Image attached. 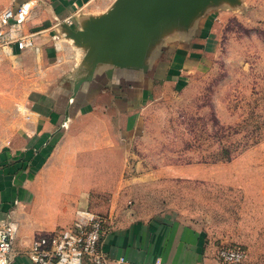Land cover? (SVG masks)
Segmentation results:
<instances>
[{"label":"rangeland","instance_id":"1","mask_svg":"<svg viewBox=\"0 0 264 264\" xmlns=\"http://www.w3.org/2000/svg\"><path fill=\"white\" fill-rule=\"evenodd\" d=\"M10 2L0 0V11ZM197 4L199 18L211 23L196 56L184 59L190 65L184 79L170 76L129 136L80 138L122 150L101 170V184L91 186L88 208L105 218L120 205L144 217L172 216L202 232L220 264L223 249L244 251L242 264H264V0ZM46 83L35 59L0 54V169L21 170L13 149L29 125L31 92ZM94 123L84 116L74 127ZM37 191L36 199L48 192L44 184ZM50 203L33 202L25 221L39 214L52 228L62 215Z\"/></svg>","mask_w":264,"mask_h":264},{"label":"crops","instance_id":"2","mask_svg":"<svg viewBox=\"0 0 264 264\" xmlns=\"http://www.w3.org/2000/svg\"><path fill=\"white\" fill-rule=\"evenodd\" d=\"M119 1L11 0L6 7L31 4L32 16L24 32L32 36L33 46L15 49L14 55L35 59L47 79L31 92L29 125L13 149L12 154L19 155L15 169L21 170L0 169V220L10 216L19 227L12 264H31L26 251L36 232L68 226L77 211L89 210L87 193L93 191L91 186L101 184V170L122 151L117 144L100 140L83 144L80 138L112 139L135 132L143 109L170 76L183 80L189 73L184 59L196 56L210 28L211 19L199 18L198 4L148 13L134 21L139 43L121 68L111 33ZM84 116L93 118V127H74L76 119ZM99 121L109 123L119 134L106 124L102 128ZM9 156L4 154V160ZM25 169L34 177L30 182H26ZM42 184L48 192L36 199ZM40 200L52 202L46 207L61 208L62 216L52 228L39 214L36 222L25 221L26 209ZM108 214L102 250L109 259L126 257L138 264L158 259L164 264H220L215 246L205 235L172 216L144 217L122 205L112 206Z\"/></svg>","mask_w":264,"mask_h":264},{"label":"built area","instance_id":"3","mask_svg":"<svg viewBox=\"0 0 264 264\" xmlns=\"http://www.w3.org/2000/svg\"><path fill=\"white\" fill-rule=\"evenodd\" d=\"M33 8L30 3L0 11V54H14L33 46L32 36L24 32ZM107 221L87 209L77 211L76 219L68 226L36 235L26 251L31 264H138L126 257L109 259L102 250ZM19 227L7 217L0 220V264H12L17 256L15 245ZM222 264H242L246 253L240 249L219 252ZM151 264H164L161 259Z\"/></svg>","mask_w":264,"mask_h":264},{"label":"water","instance_id":"4","mask_svg":"<svg viewBox=\"0 0 264 264\" xmlns=\"http://www.w3.org/2000/svg\"><path fill=\"white\" fill-rule=\"evenodd\" d=\"M199 1L202 0H120L111 30L114 50L117 52V65L124 68L128 64L132 47L139 43V32L134 28L135 20L142 19L151 12H163L169 7L190 8Z\"/></svg>","mask_w":264,"mask_h":264}]
</instances>
